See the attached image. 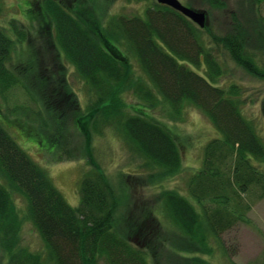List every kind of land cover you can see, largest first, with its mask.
I'll use <instances>...</instances> for the list:
<instances>
[{"label":"trees","instance_id":"16d2710c","mask_svg":"<svg viewBox=\"0 0 264 264\" xmlns=\"http://www.w3.org/2000/svg\"><path fill=\"white\" fill-rule=\"evenodd\" d=\"M87 1L92 8L102 3ZM36 10L32 18L42 22L58 59L68 61L86 84L88 102L82 108L62 63L56 78L53 73L39 76L35 58L24 67L13 59L10 64L15 44L27 35L12 18L13 38L0 25V96L9 104L12 91L20 89L32 103L16 99L6 113L0 108L2 124L16 127L42 149L55 146L61 153L53 157L61 160L66 136L59 114L72 104L87 146L94 135L113 128L143 160L140 165L151 171L152 180L176 174L182 156L170 129L147 110L159 108L177 119L186 106L198 108L220 136L207 143L201 167L189 177L188 193L195 203L176 189H165L154 210L163 212L170 234L162 246L170 251H164L169 252L165 264H210L198 253H212L211 238L248 222L249 195L264 198V141L244 113L240 85L220 83L226 60L264 80V42L239 23L225 33L198 27L157 2L142 14L109 17L103 8L81 14L65 0H38ZM129 93L141 106L128 104ZM2 124L0 240L7 264H161L160 233L145 232V215L137 226L118 218L120 194L92 154L79 184L80 203L74 207ZM25 222L41 237L39 251L22 243Z\"/></svg>","mask_w":264,"mask_h":264},{"label":"rangeland","instance_id":"374dc122","mask_svg":"<svg viewBox=\"0 0 264 264\" xmlns=\"http://www.w3.org/2000/svg\"><path fill=\"white\" fill-rule=\"evenodd\" d=\"M65 1L70 5L74 3L76 9H81V14L82 12L88 14L96 8H103L106 17L111 14H142L146 6H152L153 2H156V0H99L102 3L92 8L87 0ZM180 1L192 8L204 10L207 15L205 26L217 33H225L231 28L232 23H239L250 36L264 42V0L259 2L255 0ZM37 5L38 0H0V25L4 26L13 38L10 21L14 18L27 34L24 41L15 44L10 64L14 60L17 65L20 63V66L24 67L28 66L25 63H31L30 60L35 58L34 68L39 71V76L50 77L53 73L56 78L57 69L62 63L66 68V76L71 89L77 95L82 108H85L89 98L86 84L68 61L58 59L55 47L51 45V40L45 34V30L40 27L42 22L39 23L38 20L32 18L37 11ZM195 25L198 26L196 23ZM226 62L228 68L220 83L240 85L243 91L242 97L245 100L244 113L253 120L264 141V111H262L264 80L251 76L230 60ZM49 86L52 88L54 84ZM11 96L12 99L8 100L10 105H13L16 99L19 102L32 103L20 89H14ZM127 101L131 107L141 106V101L133 93H129ZM9 104L0 96V108L3 113L7 112L6 106ZM69 105L65 106L59 114V124L63 127V132H65L63 134L66 136L61 160L53 157L61 153L55 150V146L42 149L38 144H34L32 139L27 140L23 137L16 127H7V124L4 122L2 124L1 120L0 123L6 129L8 128V132L21 148L46 170L54 185L74 207L80 203L79 184L84 171L89 167L88 156L92 154L120 194L121 204L118 218L130 219L137 226L142 216L145 215L143 219H149L145 223V232L154 230L160 233V240H156L157 249L160 250L161 264H165L170 251L162 246L168 241L165 237L169 238L170 234L168 232L167 235L166 232L168 225L163 212L158 209L154 210L158 208L155 205L158 195L165 189H176L186 195L193 204L195 203L188 193L189 177L201 167L205 146L210 140L220 136L218 130L206 115L192 105L186 106L181 117L177 119L164 116L159 108L151 110L147 108L153 118L173 133L182 156V166L176 174L165 177L160 174L150 180L148 173L151 171L141 167L143 160L129 149L127 142L113 128L105 129L101 135H94L92 142L87 146L84 134L77 127L76 111L73 110L72 104ZM11 117L14 116L11 114ZM248 197L252 204L250 211L246 214L248 222L238 223L218 238H211L212 253H198L210 264H264V198L257 200L254 196V199L250 195ZM152 212L156 213L155 218ZM22 243L32 250L39 251L43 248L41 237L29 222L23 224ZM166 250L169 252L164 253ZM0 261L7 264L1 240ZM100 264L105 263L100 262Z\"/></svg>","mask_w":264,"mask_h":264},{"label":"water","instance_id":"95a60500","mask_svg":"<svg viewBox=\"0 0 264 264\" xmlns=\"http://www.w3.org/2000/svg\"><path fill=\"white\" fill-rule=\"evenodd\" d=\"M159 4L170 6L171 8L181 12L188 19L196 23L199 27L203 28L206 25V12L192 8L183 4L180 0H156Z\"/></svg>","mask_w":264,"mask_h":264}]
</instances>
